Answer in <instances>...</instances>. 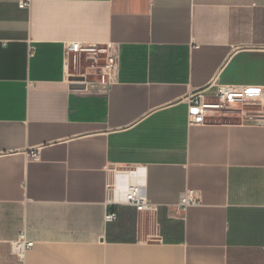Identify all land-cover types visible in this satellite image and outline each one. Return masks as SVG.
Listing matches in <instances>:
<instances>
[{
    "label": "crops",
    "instance_id": "obj_1",
    "mask_svg": "<svg viewBox=\"0 0 264 264\" xmlns=\"http://www.w3.org/2000/svg\"><path fill=\"white\" fill-rule=\"evenodd\" d=\"M223 85L264 91V0H0V264H264V108L189 122Z\"/></svg>",
    "mask_w": 264,
    "mask_h": 264
},
{
    "label": "built area",
    "instance_id": "obj_2",
    "mask_svg": "<svg viewBox=\"0 0 264 264\" xmlns=\"http://www.w3.org/2000/svg\"><path fill=\"white\" fill-rule=\"evenodd\" d=\"M31 0H20L21 8H29ZM68 52L75 55H83L89 68L99 69L101 83L109 82L115 67L118 64V56L113 46L98 47L97 45H83L80 43H72L67 47ZM78 61V57L75 58ZM264 91L258 87L243 86H218L214 94H208L206 91L194 92L189 98V122L190 124H201L205 121L208 114L219 115H236L248 114L252 115V119L259 121L253 117V112L260 108H264ZM36 156V154H33ZM114 187L110 185V189ZM197 193L194 190H188L178 204L179 209L185 210L188 207L196 206L200 202ZM124 203L142 212L146 210H156L153 204L145 195L144 188L134 184L129 186L125 193ZM118 218L115 212L106 214V222H114ZM34 243L28 241L25 234H22L14 244L15 250L23 252L32 249Z\"/></svg>",
    "mask_w": 264,
    "mask_h": 264
},
{
    "label": "rangeland",
    "instance_id": "obj_3",
    "mask_svg": "<svg viewBox=\"0 0 264 264\" xmlns=\"http://www.w3.org/2000/svg\"><path fill=\"white\" fill-rule=\"evenodd\" d=\"M258 109V108H257ZM260 109V108H259Z\"/></svg>",
    "mask_w": 264,
    "mask_h": 264
}]
</instances>
